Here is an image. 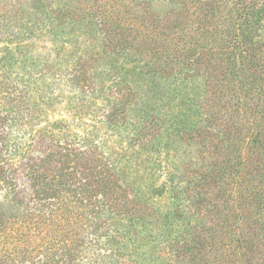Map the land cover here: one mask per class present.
I'll use <instances>...</instances> for the list:
<instances>
[{"label": "trees", "instance_id": "16d2710c", "mask_svg": "<svg viewBox=\"0 0 264 264\" xmlns=\"http://www.w3.org/2000/svg\"><path fill=\"white\" fill-rule=\"evenodd\" d=\"M40 1L0 0V43L31 36L43 24L56 37L71 31L80 53L71 63L53 64L49 52H30L32 70L15 54L0 55V264H264L263 90L248 108L261 86L251 50L264 44V30L252 32L264 0H102L97 8L95 0H71L50 18L37 14ZM96 29L107 34L101 49ZM118 52L174 80L199 68L210 77L221 68L206 82L211 93L195 103L197 118L180 130L193 141L199 137L197 145L182 157L178 152L161 187L142 171L125 180L120 158L68 128L81 125L82 102L96 79L115 74L106 54ZM43 79L69 86L81 103L67 122L29 131L18 123L35 118L25 113L35 102L27 86ZM228 90L235 92L231 98ZM118 92L120 105L98 118L115 124L130 104H146L129 84ZM149 116L142 120L155 124ZM154 163L143 168L167 169ZM163 189L169 205L148 195Z\"/></svg>", "mask_w": 264, "mask_h": 264}, {"label": "rangeland", "instance_id": "374dc122", "mask_svg": "<svg viewBox=\"0 0 264 264\" xmlns=\"http://www.w3.org/2000/svg\"><path fill=\"white\" fill-rule=\"evenodd\" d=\"M70 1L41 0L37 8V14H47L46 18L54 17L57 14L56 6ZM154 1L159 3L161 0ZM95 2V8H97L102 0H95ZM223 3L222 5H225L224 1ZM229 4L225 5L226 8ZM226 8H222L220 14L225 12ZM255 14H258L259 19L261 18L259 20L261 26L256 25L252 28V32L256 30L255 33H257L259 29L264 30V6L255 11ZM90 19V17L86 18V20ZM84 24L85 22L71 23V26L80 27ZM67 26L65 24L61 28H67ZM106 28L109 35L111 34V41H114L117 34L114 33L109 24ZM31 32V36L22 37L17 42L4 41L0 43V55L15 54L22 61V65L27 67V70H32L36 66L27 57L30 52H49L53 64L71 63V56L80 53L79 48L76 47L77 45L71 40V31L56 37L54 31L50 30L49 25L44 26L42 24L33 26ZM94 33L96 35L95 42L100 46V49L103 48L102 43L106 41L107 34L98 29ZM251 39L255 40L254 38ZM262 39H264V36ZM251 42L250 45H257L254 41ZM4 44L6 47H3ZM251 55L253 61L251 68L255 78L261 77L258 82L261 86L258 87L260 88L258 92H255V97L251 96L248 100L249 111L254 109L258 95L262 90L264 92V44L251 50ZM106 58L107 63L115 68V74L96 79L94 93H87L85 97L87 100L82 102L81 109L86 112L83 113L85 116L81 125L71 124L68 128L81 136L80 141L91 140L101 145L100 147L105 155L111 154L114 158H120L122 165L120 173L125 180L132 181L134 177L138 178L142 171L147 173L145 175L147 179L145 180L153 187H161L166 176L174 173L178 152L181 153L182 157L183 154H186L187 146L194 148L197 145L196 141L199 137L193 141L182 134L180 130L188 119L195 120L197 118L200 109L195 103L201 102L205 96L211 93V89L206 85V82L211 78L216 79L222 74L221 68L212 72L213 75L210 77L203 74L202 68H199L193 76L174 80L173 77L164 78L146 72L133 55L125 52L107 53ZM177 76L182 77L184 74L179 73ZM124 84H129L138 90V96H141L139 100L145 99L146 101L143 108L140 109L139 105L130 104L127 109L125 108L122 118L118 117L115 124L98 118V114L103 110L120 105L118 89H122ZM51 85L49 79H43L42 81L29 83V86H27L35 94L33 96L35 102L34 104H28L25 113L33 114L35 118L31 119L34 122L25 119L18 122L19 124L24 122L23 126L27 130L33 131L35 128L48 127L55 120L63 119L61 122L63 124L73 117L74 108L78 106V103H81L73 98L76 94L70 91L69 86L58 83ZM40 90L42 91L40 92ZM36 93H39V95ZM226 93L231 98L235 92L234 90H228ZM7 104L9 107L14 105L12 108L17 105V103L9 100ZM148 114L151 115L149 118L154 117L155 124L150 125V121L146 124L142 120ZM18 123L14 127L20 126ZM31 125L34 126L31 127ZM156 161L166 165L167 169L161 172L156 168L154 169V167H150V169L143 168L156 166L154 163ZM259 172V170H254L255 174L258 173L255 177L259 178L261 176ZM148 195L157 203L170 204L171 197L167 189L161 190L160 193L151 192Z\"/></svg>", "mask_w": 264, "mask_h": 264}]
</instances>
